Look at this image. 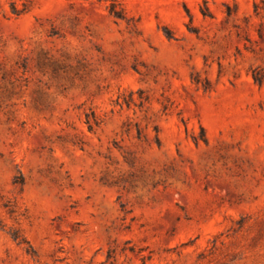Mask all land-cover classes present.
Masks as SVG:
<instances>
[{"label":"rangeland","instance_id":"374dc122","mask_svg":"<svg viewBox=\"0 0 264 264\" xmlns=\"http://www.w3.org/2000/svg\"><path fill=\"white\" fill-rule=\"evenodd\" d=\"M0 264H264V0H0Z\"/></svg>","mask_w":264,"mask_h":264}]
</instances>
